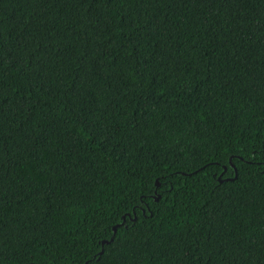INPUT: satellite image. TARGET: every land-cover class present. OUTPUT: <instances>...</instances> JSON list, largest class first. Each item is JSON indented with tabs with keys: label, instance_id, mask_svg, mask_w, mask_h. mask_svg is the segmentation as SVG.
I'll list each match as a JSON object with an SVG mask.
<instances>
[{
	"label": "trees",
	"instance_id": "obj_1",
	"mask_svg": "<svg viewBox=\"0 0 264 264\" xmlns=\"http://www.w3.org/2000/svg\"><path fill=\"white\" fill-rule=\"evenodd\" d=\"M0 264H264V0H0Z\"/></svg>",
	"mask_w": 264,
	"mask_h": 264
},
{
	"label": "water",
	"instance_id": "obj_2",
	"mask_svg": "<svg viewBox=\"0 0 264 264\" xmlns=\"http://www.w3.org/2000/svg\"><path fill=\"white\" fill-rule=\"evenodd\" d=\"M156 186L158 187V184H156ZM116 228L117 227H113V232L115 233V231H116ZM102 243H106L105 241H103Z\"/></svg>",
	"mask_w": 264,
	"mask_h": 264
},
{
	"label": "clouds",
	"instance_id": "obj_3",
	"mask_svg": "<svg viewBox=\"0 0 264 264\" xmlns=\"http://www.w3.org/2000/svg\"><path fill=\"white\" fill-rule=\"evenodd\" d=\"M236 177V174L234 175V178ZM157 187V186H156Z\"/></svg>",
	"mask_w": 264,
	"mask_h": 264
}]
</instances>
